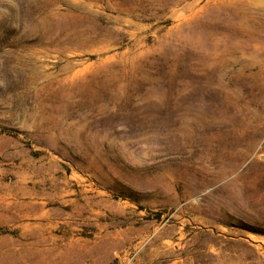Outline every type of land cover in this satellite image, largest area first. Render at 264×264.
Here are the masks:
<instances>
[{"label": "rangeland", "instance_id": "1", "mask_svg": "<svg viewBox=\"0 0 264 264\" xmlns=\"http://www.w3.org/2000/svg\"><path fill=\"white\" fill-rule=\"evenodd\" d=\"M264 10L0 0V264H264Z\"/></svg>", "mask_w": 264, "mask_h": 264}, {"label": "crops", "instance_id": "2", "mask_svg": "<svg viewBox=\"0 0 264 264\" xmlns=\"http://www.w3.org/2000/svg\"><path fill=\"white\" fill-rule=\"evenodd\" d=\"M249 5L264 10V0H247Z\"/></svg>", "mask_w": 264, "mask_h": 264}, {"label": "water", "instance_id": "3", "mask_svg": "<svg viewBox=\"0 0 264 264\" xmlns=\"http://www.w3.org/2000/svg\"><path fill=\"white\" fill-rule=\"evenodd\" d=\"M263 160H264V158H263Z\"/></svg>", "mask_w": 264, "mask_h": 264}]
</instances>
